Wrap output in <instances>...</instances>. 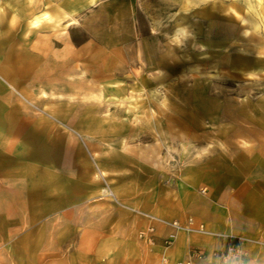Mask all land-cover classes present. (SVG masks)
<instances>
[{
	"label": "rangeland",
	"instance_id": "obj_1",
	"mask_svg": "<svg viewBox=\"0 0 264 264\" xmlns=\"http://www.w3.org/2000/svg\"><path fill=\"white\" fill-rule=\"evenodd\" d=\"M0 4V95L10 96H0V117L15 115L9 135L0 125V155L10 157L0 160V264H100L94 247L78 252L81 241L103 246L96 236L81 239L98 201L112 207L111 264H161L152 247L156 225L168 229L163 247L180 232L225 241L210 262L197 246L180 260L232 264L218 253L230 238L240 237L243 248L246 237L209 230L193 215L180 221L143 209H199L207 191L203 157L245 139L264 152V108L227 116L203 109V94L236 95L238 24L249 28L245 43L264 45V0ZM42 12L48 17L32 23ZM250 91L264 102V93ZM27 195L32 214L23 207ZM147 215L191 219L206 232ZM104 220L97 216L96 225ZM133 222L139 226L126 229Z\"/></svg>",
	"mask_w": 264,
	"mask_h": 264
},
{
	"label": "crops",
	"instance_id": "obj_2",
	"mask_svg": "<svg viewBox=\"0 0 264 264\" xmlns=\"http://www.w3.org/2000/svg\"><path fill=\"white\" fill-rule=\"evenodd\" d=\"M2 7L0 4V12H2ZM47 17L48 14L42 12L35 16L32 23H37L40 19ZM256 32L259 31L256 29ZM249 33V28L238 24V28L233 31L232 35V70L238 75H243L233 79L236 85L234 91L236 95L233 93L231 96L203 94L204 110L210 109L217 115L221 113L223 116H227L230 110V115L236 110L249 114L253 108H264V102L255 103L256 97L250 91L258 89L259 91L256 93H264V45L256 47L245 43L249 40ZM248 80H252V82H248L246 85L239 84ZM237 90H245V96L241 97V93ZM3 95L10 97L7 93L0 96ZM13 117L15 118V115L10 111L2 119L0 117V125L7 129L5 135H9L8 129H10L12 121L9 119ZM13 131L20 133L18 129ZM259 131L264 133V124ZM219 143L223 147V144ZM229 143L232 144V142ZM248 143L249 141L245 139V142L230 148L229 153H216L217 150H215L213 155L203 157V187L207 191L203 194V203L199 209L143 210L153 214H164L180 221L185 220L187 215H193L209 230L242 235L246 237V242L243 244L246 252V264H264V152H260L254 146H248ZM5 148L7 149V147ZM7 154L6 152L2 156L0 155V160L9 159ZM229 161L230 164L225 163ZM32 199L31 195H27L23 199V207L27 214H32L35 210L32 209L35 206ZM111 209L112 207L106 202L98 201L93 204L88 212L92 214L90 221H93L94 226L85 225L81 231L82 240L95 239V236L96 241L103 239L102 248L80 240L79 248L81 249L78 250L79 253H87L90 250L89 246L94 247L97 262L100 264H111L112 262L109 256L113 252L111 248L112 217L109 215ZM97 216H104L102 228L96 225ZM133 220L137 221L135 218ZM143 222L140 221L141 224ZM145 224L147 225L148 222L145 221ZM136 225L139 226L138 222H133L132 226L130 224L126 229L134 230L133 227ZM167 231V228L156 225L154 245H152L157 251L158 259L162 261L165 258L167 264H176L178 260L185 258L193 246L203 247L206 260L210 262L213 249L221 248L225 244V241L207 235L180 232L170 247H163L161 239Z\"/></svg>",
	"mask_w": 264,
	"mask_h": 264
},
{
	"label": "built area",
	"instance_id": "obj_3",
	"mask_svg": "<svg viewBox=\"0 0 264 264\" xmlns=\"http://www.w3.org/2000/svg\"><path fill=\"white\" fill-rule=\"evenodd\" d=\"M148 218H150L153 221H159L162 223H168L169 225L182 230H198L206 232L203 225L199 224L197 227L193 228L192 226V220L188 219V221L185 224L179 223L178 221H170L166 222L163 219H160L153 215H147ZM148 231H153V227H149ZM200 256V255H199ZM218 256L222 259L230 260L232 264H245V253L243 251V248L241 246V238L237 237V240L234 242L232 239H229V243L227 244L226 248L223 249L218 253ZM161 264H167L166 259L163 258ZM176 264H193L192 260L190 258L184 259V260H178Z\"/></svg>",
	"mask_w": 264,
	"mask_h": 264
},
{
	"label": "bare ground",
	"instance_id": "obj_4",
	"mask_svg": "<svg viewBox=\"0 0 264 264\" xmlns=\"http://www.w3.org/2000/svg\"><path fill=\"white\" fill-rule=\"evenodd\" d=\"M224 15V14H223ZM153 28V27H152ZM229 28V27H228ZM155 31V30H154ZM153 32V31H152ZM181 32H183V30L181 31ZM221 107V106H220Z\"/></svg>",
	"mask_w": 264,
	"mask_h": 264
}]
</instances>
